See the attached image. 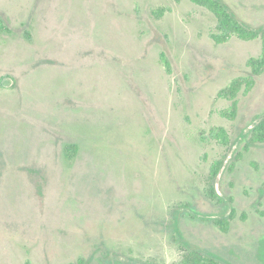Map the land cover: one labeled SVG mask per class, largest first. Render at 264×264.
Masks as SVG:
<instances>
[{
  "label": "rangeland",
  "instance_id": "rangeland-1",
  "mask_svg": "<svg viewBox=\"0 0 264 264\" xmlns=\"http://www.w3.org/2000/svg\"><path fill=\"white\" fill-rule=\"evenodd\" d=\"M223 1L264 27V0ZM216 24L191 0H0V264H264V73L235 119L217 97L262 40Z\"/></svg>",
  "mask_w": 264,
  "mask_h": 264
},
{
  "label": "trees",
  "instance_id": "trees-1",
  "mask_svg": "<svg viewBox=\"0 0 264 264\" xmlns=\"http://www.w3.org/2000/svg\"><path fill=\"white\" fill-rule=\"evenodd\" d=\"M197 5H200L214 14L217 24L216 29L211 33L212 38L216 43L221 44L228 42L233 37H238L242 40L250 41L257 38L262 40V51L259 56H252L248 59L247 64L251 71L247 75H241L233 78L231 82L222 88L218 94V98H225L231 101L228 108L221 111V114L227 118L235 119L238 112V95L240 93H249L256 84V78L264 73V27L254 28L245 22H242L228 7L223 0H191ZM159 14H162L160 12ZM30 38L29 32L26 33ZM161 61L168 72L171 71V64L165 53L161 54ZM211 137L219 139L222 143H229V135L224 127H216L211 129ZM264 142V117L251 130V136L245 148L249 149L254 145ZM79 150L78 144H68L65 147V155L68 158H73ZM224 166L223 160H216L211 167L210 186L208 195L214 200L223 201L217 194L214 183L221 169ZM264 194V187H263ZM236 216L235 210L229 216L219 218H208L222 231L229 232L231 220ZM79 264H91V260L79 258ZM25 264H33L27 260ZM108 264H114L110 262ZM148 264V263H146ZM174 264H227L218 259L213 254H206L198 250H189L184 257Z\"/></svg>",
  "mask_w": 264,
  "mask_h": 264
}]
</instances>
